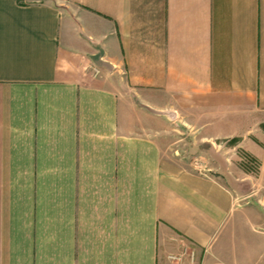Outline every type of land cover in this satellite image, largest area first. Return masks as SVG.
Wrapping results in <instances>:
<instances>
[{
  "label": "crops",
  "instance_id": "0c3cea01",
  "mask_svg": "<svg viewBox=\"0 0 264 264\" xmlns=\"http://www.w3.org/2000/svg\"><path fill=\"white\" fill-rule=\"evenodd\" d=\"M0 264H264V0H0Z\"/></svg>",
  "mask_w": 264,
  "mask_h": 264
},
{
  "label": "rangeland",
  "instance_id": "374dc122",
  "mask_svg": "<svg viewBox=\"0 0 264 264\" xmlns=\"http://www.w3.org/2000/svg\"><path fill=\"white\" fill-rule=\"evenodd\" d=\"M178 134L181 135L184 139L183 145L181 146L182 151H180L178 146H175L174 148L176 150H179L180 157L185 162L187 161L189 163H193L194 161H196V158L191 154L192 152L189 150V148L191 147V145L188 144L190 142L189 141L190 132L184 129L183 132L182 131L178 132ZM237 155H238L237 163L239 164L240 168H242L245 171L249 170V172H256L258 168V160L256 158L252 157L247 152L241 149L237 150Z\"/></svg>",
  "mask_w": 264,
  "mask_h": 264
}]
</instances>
